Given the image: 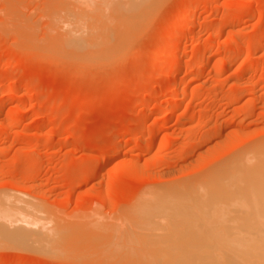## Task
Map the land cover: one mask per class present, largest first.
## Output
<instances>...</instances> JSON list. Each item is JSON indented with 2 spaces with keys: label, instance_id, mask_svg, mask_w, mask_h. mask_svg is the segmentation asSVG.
I'll list each match as a JSON object with an SVG mask.
<instances>
[{
  "label": "rangeland",
  "instance_id": "obj_1",
  "mask_svg": "<svg viewBox=\"0 0 264 264\" xmlns=\"http://www.w3.org/2000/svg\"><path fill=\"white\" fill-rule=\"evenodd\" d=\"M96 1L0 0V204L69 252L3 242L0 264H125L152 234L132 214L143 195L264 148V0ZM74 27L124 41L75 59L56 50Z\"/></svg>",
  "mask_w": 264,
  "mask_h": 264
},
{
  "label": "bare ground",
  "instance_id": "obj_2",
  "mask_svg": "<svg viewBox=\"0 0 264 264\" xmlns=\"http://www.w3.org/2000/svg\"><path fill=\"white\" fill-rule=\"evenodd\" d=\"M104 1L106 7L107 4H109L108 10L111 11L115 8L114 11L116 12L118 7L116 5H119L120 0L118 3H115L114 8L111 6H114L115 0H107V3L106 0ZM102 2L100 4V2L97 3L96 1L95 5H100V9L104 10L106 7H103L104 5ZM88 4L89 3H87V6ZM103 10H100L102 11L101 13H103ZM108 10L107 14L109 13ZM241 10L242 8L236 11V13H239ZM97 11L99 12V10ZM101 16L102 15H100V17ZM103 17L105 18V16ZM68 20L72 21L73 24H75L74 21L78 23L75 19L74 21L70 20V18ZM65 22L68 21L66 20ZM112 22L114 23V20ZM107 24H109V22ZM83 25L79 24L75 27L81 28L82 26V28H85L86 25ZM75 27L73 29L68 28L66 32L67 37L58 42L56 45L58 46L57 48L54 46L56 50L61 49V52L64 50L63 53L66 52L65 54H71L75 59L92 60L99 57L100 60V57L105 55L108 56L110 47L116 44V38L120 42L124 41L121 37V40L113 36H111L113 38H110V35H106L107 38H103V36H101L102 38L98 36L94 37L92 36L93 33L89 31L87 32L91 37L87 35L81 36V34L76 31L77 28ZM80 28L79 31L81 32ZM86 28L87 30H91L89 26H86ZM96 28L97 27H95L94 30H96ZM68 32L74 33L70 34ZM76 33L78 34L76 35ZM185 36L184 33L179 37L178 43L180 45L185 41ZM55 37L58 38V36ZM56 50L54 49V51ZM173 56L174 60H176V62L173 63H177V66H175L176 68H174L175 71L171 78L176 79L181 67V51L179 47ZM173 58L172 61H174ZM173 92L177 95L180 92L178 83L173 88ZM178 103H180V101H178ZM177 107H179V104H177L176 108ZM150 148H152L151 145H147L146 150H150ZM257 150L258 152L260 150V153L257 151L256 153L254 150V154H247V152L246 154L243 153L244 156L238 160L234 159L236 157H233L232 159H234V161H229L231 160L230 158L228 160L229 162H227L228 165L223 164L221 168L217 166L219 169H213L212 172L191 180L188 183L186 182L183 184V182V185L179 184L176 188L172 187V189L168 186V188L171 189L167 190V188H162V186L161 188L167 190V192H163L160 188L162 190L161 193L150 192L149 194L146 193V195H143L141 200H139L140 203L137 208H134L135 212H132V214L136 213L138 223L143 226L145 225L144 230L152 234L148 232L149 236L144 239V247H141L142 242L139 243L140 246L136 247L141 248V256L133 259L130 258L125 264H264V148L263 150L262 148H257ZM261 151L263 152L261 153ZM118 153L119 152H117V154ZM248 153L250 152L248 151ZM117 154L115 153L109 159L115 160L114 158ZM107 162L101 165L100 170L106 166ZM174 186L177 185L174 184ZM12 210L13 208L5 204H0V244H3V242L4 245L5 243L14 244L22 248L24 247L23 249L25 250L27 247L30 248V250L33 248L34 250L36 249V252L37 250L40 252L43 251L48 255H56V257L57 254L63 255V257H65V254L69 256L68 249L66 248L67 246L59 245L60 243L57 241L58 239H56L60 238L59 234L61 233H59L57 237L55 235L58 233L55 232V230H57L56 228L52 230L45 227V225L39 226V219H36L37 221L35 220V211L25 210L26 212L24 211V213L27 215H21L20 213H13ZM31 216H33V219ZM156 226L165 230L163 233L164 235L161 234L163 231H159L161 235H158V232L154 234ZM141 229H143V227ZM138 230L139 229H137V231ZM135 232L133 231V233ZM144 233L147 234V232ZM128 235L130 234L128 233ZM134 236L137 238V235ZM137 239L139 242V239H141L140 236H138ZM132 245L136 246L137 244L134 242ZM79 248L82 247L79 245ZM110 248L111 250L113 249L112 247ZM124 248L126 247L122 249ZM132 251L129 250L126 254L132 257ZM137 251L138 250H135L134 252ZM121 257H124V255Z\"/></svg>",
  "mask_w": 264,
  "mask_h": 264
}]
</instances>
